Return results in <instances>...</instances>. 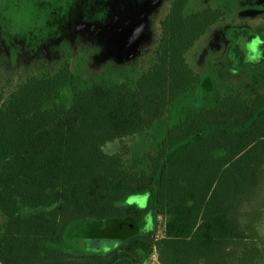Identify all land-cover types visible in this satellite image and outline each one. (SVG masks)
<instances>
[{"label": "clouds", "instance_id": "clouds-1", "mask_svg": "<svg viewBox=\"0 0 264 264\" xmlns=\"http://www.w3.org/2000/svg\"><path fill=\"white\" fill-rule=\"evenodd\" d=\"M135 31V30H134Z\"/></svg>", "mask_w": 264, "mask_h": 264}]
</instances>
